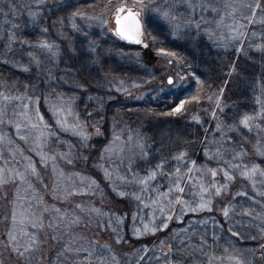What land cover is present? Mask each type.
Returning a JSON list of instances; mask_svg holds the SVG:
<instances>
[{"label": "rangeland", "instance_id": "374dc122", "mask_svg": "<svg viewBox=\"0 0 264 264\" xmlns=\"http://www.w3.org/2000/svg\"><path fill=\"white\" fill-rule=\"evenodd\" d=\"M71 1L77 0H0V64L33 73L14 79L0 73V92L11 97H0V262L70 264L63 254L49 256L48 251L43 259L40 251L21 256L14 250L32 244L37 231L42 234L43 222V244L50 250L65 240L69 245H79L75 257L71 256L75 264H264V14L261 7L256 8L259 3L253 8L251 0H238V6L233 7L237 2L226 1V8L215 0H98L71 5L68 11L46 19L49 11ZM121 4L140 12L148 49L160 59L158 65L166 79H173L172 84L163 86L162 91L171 92L167 97L156 95L151 85L144 83L158 73L140 71L135 62L137 51L124 50L135 49L134 45L119 47L111 36L113 14ZM32 13L38 15L34 18ZM159 18L169 26H164L162 34L155 25L161 22ZM246 19L252 22L243 28ZM164 32L171 38L166 39ZM172 38L178 44H173ZM45 43L52 45L51 50L42 46ZM244 92L247 95L241 94ZM40 97L59 129L77 135L84 143L91 127L110 115L109 138L93 165L113 188L125 192L122 197L131 210L126 230L124 207L110 205L84 167L68 162L70 153L58 135L40 126L46 123L37 106ZM143 99L150 104L158 102L168 114H186L185 119L195 125L190 126L189 138L177 130V144L170 150L168 145L173 144L167 129L162 130L163 123L154 130L147 128L152 112L141 102L139 107L143 108L139 110L129 105ZM105 102L116 108L108 112ZM178 106L180 110L174 112ZM245 115L253 117L249 127L240 124ZM218 123L222 125L219 129ZM229 125L235 127L229 130ZM201 130L203 149L199 157H193L188 151ZM153 140L155 148L150 150ZM182 151L185 157L174 159ZM33 158L43 168L38 169ZM162 160L166 162L162 174L147 185L138 183ZM29 165L35 167V173ZM254 165L257 171L251 173ZM177 167L183 173V193L174 189ZM190 167L191 181L187 173ZM207 169H217V176L213 178ZM222 170L233 178L225 181ZM246 170L250 174L242 175ZM201 183L227 184L220 195L209 187L211 210L220 214L226 229L214 215H196L207 209L181 214V205L169 204L179 195L195 207L200 202ZM170 187L173 191L168 198L159 195ZM153 200L158 202L153 204ZM65 221L81 227L88 236H93L92 232L97 242H82L81 231L64 236L56 227H65ZM165 222L171 225L168 233V226L161 230ZM144 224L157 230L134 235L135 228L143 232ZM126 231L134 238L158 235L147 245L135 246L126 242ZM9 232L15 240L9 239Z\"/></svg>", "mask_w": 264, "mask_h": 264}, {"label": "trees", "instance_id": "16d2710c", "mask_svg": "<svg viewBox=\"0 0 264 264\" xmlns=\"http://www.w3.org/2000/svg\"><path fill=\"white\" fill-rule=\"evenodd\" d=\"M97 1L98 0L71 1L69 3H66L63 6H58L56 9H52L51 11H49V13L46 16V19L50 20V18H54L56 16L55 13L58 14L60 11H62V12L65 10L68 11V7L71 5L90 4V3H95ZM100 1H102V0H100ZM155 1L160 2L159 0H155ZM161 1H163V0H161ZM215 1L220 3V5H222V6L225 5L224 7H226V8H228L226 1H228L229 4L237 2L233 7H237L238 2H239L238 0H230L231 2L229 0H215ZM251 1H252L253 8H254V5L259 3V5L262 9V12L264 14V0H259V1L258 0H251ZM163 3H164V1H163ZM252 6H251V9H252ZM249 8H250V6H249ZM159 19L163 25L160 24L161 22L160 23L155 22V21L154 22H155V25H157L159 33L162 34L164 26H165V28L169 27V26L167 24L164 25L165 22H163V20L161 18H159ZM243 23L244 24H242V27L244 28V25L249 24L248 19H246L245 22H243ZM110 32H111L112 38L115 40V43L119 47L124 46V44H125V46L130 45V44L125 43L121 39H119L113 33L112 30H110ZM27 34L29 35V32ZM164 36H166V39L171 38V35L169 33L166 34L164 32ZM109 37H110V35H109ZM172 39H174V38H172ZM170 41L173 44H178V40H176V39L170 40ZM78 44H81V43H78ZM134 47H135V49H124V50H127V51L128 50L129 51L135 50V51H137V56L135 57L136 58L135 62L137 63L138 67L140 68V71L141 72H144V71L148 72V70L151 69V70H153L152 71L153 73H156V72L158 73V76L156 78H154L152 81H148V82H144V83L150 84L151 87H149V88L152 89L153 92L156 93V95L162 94L163 96L166 95V97H167L168 94H170L171 92L170 91H168V92L162 91V89H164L163 86L166 85V83L168 82V79H166L167 77L165 76V74L163 75V72L161 70V66L158 65L160 63V59L157 58V55L154 52H152L151 50L148 49V45L145 48L141 47L140 45H134ZM63 52H65V51H63ZM79 55L82 57L81 54H79ZM115 62H116V59H114V63ZM57 71H59V70H57ZM0 73H3L4 75H8V77L11 79H14L15 77H20L22 75L30 76L31 74H33L31 71L25 72V71H22L18 68H13V67L7 65L6 63L0 64ZM141 74H144V73H141ZM146 88H148V87H146ZM246 88L247 87H245V89ZM241 94L247 95L246 92L241 93ZM241 94H240V96H243ZM177 99H178L177 95L173 97V99H172L173 104L176 103ZM140 102L142 103V105L145 104L143 107L146 106V109H148L152 112L151 115L153 116V119L147 120L148 121L146 124L147 128L149 126L150 129L154 130L157 127L161 126L162 123L165 127L169 126V128L164 127L162 130H163V132H165L167 129V132H168L169 138H170L169 140L173 144V145H168L169 148L172 147V148H170V150H172L173 146L177 144V142H174V138H175L177 130L183 131V133H187L186 136L189 138L190 132H192L190 129V126H195V125L192 124L188 119H185V118H188V116L186 114L183 115V113H180L181 115H178V114H174V113H170V112L168 114L165 111L166 109L163 106H161L158 102L157 103L151 102L152 104H150V101L145 102L144 99L141 101H138L136 103L133 102L129 105H132V107L138 108L137 110H139V108H140L139 105L141 104ZM37 104H38L37 106H38L39 111L41 112L43 118L46 120V123H40V126L42 128H44L46 131H48L49 134L52 133V134L58 135L57 137L59 140H61L63 145H65L64 147L67 146V152L69 151V153H70V156H71L70 159H71L72 163L76 166H79V164H81L84 167L83 171L87 175H89L91 178H93L94 181L102 188L104 198L106 201H108V203L110 205H114V207L116 209L120 206H121L120 208L124 207L125 211L127 212L126 218L124 220V230H126L128 228L129 216L131 214V210L130 209L128 210V207H127L128 202L126 201V199H124V197L118 195L117 192L113 190V186L110 185V182L108 180H106L105 178H103L101 173L98 172L94 168V165H93V161H94L95 156L100 153L101 148L103 147V145L105 144V142L109 138V134H110V121H109L110 117L109 116L110 115H108V114L105 115L104 121L101 124L94 125L91 127L89 139L86 140V142L84 143L82 141V139H80L77 135H73V134H70L68 132L61 131L59 129V127L51 119V117H52L51 113L47 109V107L45 106L41 97L37 101ZM109 104H110V102H105L106 110L108 112H112V109L114 110L116 107H114L115 105H113L114 108H110ZM121 104H122L121 102H117V105H121ZM142 108H140V109H142ZM158 124H160V125L156 126ZM199 126L202 127L201 125H199ZM205 127L203 126L202 130ZM160 128H162V127H160ZM202 130L200 131L201 133H199V136L196 137V139L191 143L192 145L190 146V150L188 151V154L193 156V157H199V155L201 154V151L203 149V147H201L203 145V138H202V132L203 131ZM159 131H161V129ZM183 136L185 139H187L184 134H183ZM62 143H60V144H62ZM154 143H155L154 140L151 141L148 149L152 150V148H155ZM174 143H176V144H174ZM187 145H189V142H186V146ZM33 160L35 161V165L38 166L37 167L38 169L43 168L36 158H33ZM210 164L215 165L214 163L213 164L210 163ZM100 198H102V197H100ZM100 198H98V199H100ZM58 204L61 205L60 203H58ZM203 214L214 215L217 218V220L219 221L220 225L224 229H226L225 227H227V223L223 220V218L220 216L219 213L216 214L215 211L211 210V211H207V212H201V213L196 214V215L200 216ZM70 223L72 224L73 222L65 221V224H64L65 227H63V228L56 227V228L64 236L68 233L69 234H76L77 233L76 231H79V232L81 231L80 233H82L83 238H84V241H82V242H84L86 244H89L91 241H92V243L94 241H96V237L94 236V234L92 232H89V233L92 234L93 236H91V235L88 236L87 232H85V231L82 232L81 227H75L74 225H71ZM170 227H171V225H169L167 227L166 233H168ZM40 228H41L42 234H40L39 230L37 231V234H38L37 238L36 239L34 238L36 242L34 244H30L31 247L25 246L22 249H19V252H24V254H32L33 252H36V251L39 252L40 251L42 258L44 259V257L47 255V252L49 251L50 252L49 256L54 255L56 253H58V255L63 254L64 258H67V261L70 264H75V260L71 256L75 257L74 250L77 249V247L79 245H77V246L76 245H69V243L65 240L64 243H62V242L58 243V247H56V250L55 249L50 250L49 249L50 247L47 246L48 244L47 245L43 244L44 243V241L42 239V236L44 237L43 222L40 223ZM54 229H55V226L53 225V230ZM162 233L163 232H161V234ZM29 234L32 237V234L30 232H29ZM124 235L126 238V242L130 243L131 245L139 246L142 244L147 245L148 243H151L152 240L158 234L134 238V237H130L129 231L128 232L126 231V232H124ZM30 236H29V238H31ZM31 239H33V238H31ZM82 242H81V244H82ZM26 248H28L29 250L25 251ZM0 254H1V252H0ZM0 260L3 261L2 255H0ZM24 261L28 262L27 260H24ZM16 263L22 264L20 261H18V262L16 261ZM0 264H2V263L0 262ZM39 264H44V263L39 261Z\"/></svg>", "mask_w": 264, "mask_h": 264}, {"label": "snow or ice", "instance_id": "6c2138e0", "mask_svg": "<svg viewBox=\"0 0 264 264\" xmlns=\"http://www.w3.org/2000/svg\"><path fill=\"white\" fill-rule=\"evenodd\" d=\"M41 2V0H38V3ZM143 6V5H141ZM190 6L193 7V9H195L196 5L194 4H191L190 3ZM260 5L257 4L256 5V8H259ZM124 12V8L121 7V8H118L117 9V16H116V24H117V28H116V33L123 39L125 40H128V41H132V42H135L137 44H140L142 43V41L140 40V35H141V26H140V22L139 20L136 18L137 17V13H133L130 9L128 10L127 12V15L123 17V19L121 18V16L119 15L120 13ZM253 13H255V9H253ZM79 13H74L73 15H78ZM34 18L38 15V13H32L31 14ZM165 15L167 16L168 13H165ZM173 20L176 19L175 16L172 17ZM250 23L252 22L251 20L249 21ZM179 25H177L178 27ZM199 22H197V27H199ZM73 27H75V25H73ZM46 31V29H45ZM43 47H47L49 50H51L52 48V45H49V44H42ZM145 47H147V45H144ZM259 47V45L257 46ZM160 53H165V50L164 49H159L158 50ZM241 49H237V52H240ZM166 54L168 56H176V53L174 52H166ZM31 55V54H29ZM172 61L169 60V63H171ZM37 65H39V61H37ZM25 71H28L27 68H24ZM168 83L169 84H172L173 83V79L172 77H169L168 78ZM28 87H30V85H25V88L27 89ZM221 91H223L221 89ZM0 97H2L4 100H9L11 99V97L5 95L4 93L0 92ZM16 99H19L20 97H15ZM193 99H196L195 97ZM211 99V97L209 98ZM184 101H181V106L183 105ZM217 106L219 107L220 104H219V98H217ZM25 107H27V105H25ZM180 110V106H178L176 109H174L173 111H179ZM222 111V109H221ZM213 115H215V113H213ZM42 119V118H41ZM253 119V117L251 116H248V115H245L244 117L241 118L240 120V124L243 125L244 127H249L250 126V121ZM222 125L220 123L217 124V128H221ZM229 130H231L232 128L235 127V125H229ZM85 139H87V137L85 136L84 137ZM141 149L143 148V145L141 144L140 145ZM105 151H109L108 148L105 149ZM185 152H180L176 157H174V159L180 161L182 160L184 157H185ZM205 155H209V153L207 152V150L205 151ZM216 155H219V151H217V154ZM239 155V154H238ZM42 159H43V156H42ZM69 163H71V160L68 161ZM165 161H161L159 163L156 164L155 168L154 169H150L149 172H148V175L143 177V178H139L138 179V183L142 184V185H147V183L151 180H155L156 177L159 175V174H162L163 173V169L165 167ZM193 166H195V162L193 161L192 162ZM29 167H31V170L33 173H35L36 169L34 166L32 165H29ZM233 167H237V166H233ZM193 171V168L190 167L187 169V173H188V180H192L193 177L191 176V173ZM208 172L211 173V176L213 178H215L217 176V169H207ZM224 172V178H225V181H229L231 180L233 177L229 174V172L227 170H222ZM257 171V166H253L252 169L250 170L251 173H255ZM2 172L3 170L0 169V182H2ZM249 171L246 170L242 173V175H249ZM17 175H20V178L23 179L24 176L23 174L21 173H17ZM106 176H109V174L106 172L105 173ZM170 177L172 174H169ZM182 170L180 167H177L175 169V176H176V181H175V185H174V189L176 192H179V193H183L185 191V189L183 187H181V183H182ZM95 182L93 181V184ZM209 187H212L215 189V195H220L222 190L223 189H226L227 187V184H224V185H216L215 183H213L212 185L210 186H205L203 183H201L200 185V202L198 204H196L195 207H193L189 202L183 200L181 198V196H176L175 198V201H172V200H169V204L170 205H173V204H176V205H181V209H180V212L181 214H183L184 212H197V211H201V210H204V209H207L209 211H211V204H212V200H211V193L209 192ZM114 191H117V189L114 187L113 188ZM173 191V188L170 187L169 190L167 192H164V193H160L159 195L161 197H164V198H168L169 194ZM117 194L120 195V196H124L125 195V192L123 190H119L117 191ZM204 194H208V198H205V195ZM137 199H141V202L142 201V198L140 196H136ZM158 201L157 200H153V204H156ZM161 213H163L165 211V209L163 207H161ZM94 211H96L98 214H101V215H105V213H102L99 209H94ZM224 211V215L227 217L228 215V209L227 207H225L223 209ZM13 222L15 223V220H16V217H15V214H13ZM172 217L169 216L168 219L170 220ZM33 226L35 227L36 225L33 224ZM109 227H111V221H109ZM168 225H167V222H165L162 226H161V230L163 228H166ZM157 230V228L155 226H152L150 227L149 224H144V229H143V232L141 231L140 228H135L134 229V235L136 236H140V235H143L144 232H148V231H151V232H155ZM113 231H116V229H113ZM27 234V233H26ZM233 235H236V233L234 232ZM9 239L10 240H15V236L12 235L11 232H9ZM121 241V237L119 235H117V243H120ZM36 241L35 239H32V244H34ZM29 247H31V245H29ZM16 251H18L19 255L23 256L24 255V252H19L18 249H14ZM29 249L26 248L25 251H28ZM145 251H147V249H145Z\"/></svg>", "mask_w": 264, "mask_h": 264}, {"label": "water", "instance_id": "95a60500", "mask_svg": "<svg viewBox=\"0 0 264 264\" xmlns=\"http://www.w3.org/2000/svg\"><path fill=\"white\" fill-rule=\"evenodd\" d=\"M123 7L124 8V12L120 13L119 15L121 16V18L123 19L124 16L127 15V12L128 10L130 9L133 13H137V19L139 20L140 22V26H141V35H140V40L142 41V43L140 44H137L135 42H132V41H128V40H125L123 38H121L117 33H116V28H117V24H116V16H117V9L118 8H121ZM113 23H114V27L112 29L113 33L119 38L121 39L122 41H124L125 43L127 44H130V45H140L141 47L145 48L144 45H147L146 41L144 40V31H143V24H142V20H141V17H140V12L139 10L135 9L134 7H131V6H127V5H124V4H121V5H118L115 9V12L113 14Z\"/></svg>", "mask_w": 264, "mask_h": 264}]
</instances>
